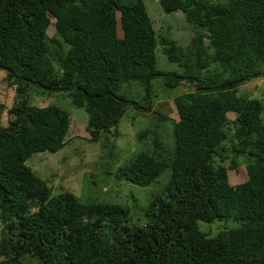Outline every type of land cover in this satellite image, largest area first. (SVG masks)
<instances>
[{"label": "trees", "instance_id": "1", "mask_svg": "<svg viewBox=\"0 0 264 264\" xmlns=\"http://www.w3.org/2000/svg\"><path fill=\"white\" fill-rule=\"evenodd\" d=\"M157 4L182 13L192 32L185 47L155 30L144 0H0L9 88L0 99V264H29L26 255L35 264H264V109L238 93L243 79L264 76V0ZM158 48L178 69L156 67ZM156 77L168 89L190 88L171 96L176 119L156 116L169 122L170 142L159 127L138 131L140 151L113 173L146 186L168 171L142 222L121 204L51 194V181L25 164L61 149L70 123L56 104L32 103V87L63 92L81 108L85 138L106 153L114 148L106 133L125 110L141 111L117 93L120 85L137 82L150 111ZM214 220L225 222L214 234L199 226Z\"/></svg>", "mask_w": 264, "mask_h": 264}, {"label": "rangeland", "instance_id": "2", "mask_svg": "<svg viewBox=\"0 0 264 264\" xmlns=\"http://www.w3.org/2000/svg\"><path fill=\"white\" fill-rule=\"evenodd\" d=\"M144 3L154 22L155 30L170 36L179 46L185 47L190 41L192 32L182 13L178 11L168 14L161 12L157 0H144ZM116 20L117 33L121 35L118 13H116ZM166 25L171 27L168 32H165L164 26ZM46 33L49 36L53 33L52 25L48 26ZM156 67L164 70L178 69L174 63L165 59L160 48L156 51ZM259 68L264 70V64L260 65ZM3 76L4 70L0 69V99L5 96L4 90H9L3 80ZM241 82L238 86V93L258 99L264 109V76L255 75L248 80L243 79ZM150 83H152V88L154 89L150 100L152 102V110L150 111L142 110L141 105L144 103L141 99L143 89L137 82L127 81L120 85L117 93L125 99L137 102V106L141 108H139L141 111L131 106L125 110L116 128L106 133L108 140L114 142L112 151L106 153L107 148L102 150L99 147V143L85 138V136H88L85 129H83L86 114L81 108L71 106L63 92H49L47 94L49 97H47L36 94L38 89L32 87V103L39 106L49 103L56 104L69 113L70 123L65 137L67 140L66 144L61 149L56 152L42 151L33 153L25 160V164L36 176L51 181V194H56L66 189L81 201H102L121 204L127 206L132 215L139 219V222H142V210L147 203L148 197L166 181L168 171L162 172L154 182L146 186H139L123 179L117 180L114 178L113 173L117 166L128 163L140 151L142 144L135 138L138 131L146 127H159L160 130L157 133L161 136L163 144L170 142L171 129L169 122L160 123L156 121V116L163 114L176 119L177 114L171 96L190 88V85L186 82H180L179 85L168 89L161 85V80L157 77L152 78ZM227 115L233 117L231 112H228ZM261 116H264V112ZM1 118L2 123H5V114ZM102 151L104 154H102ZM224 223V221L214 220L210 223L199 222V226H201L200 228L203 231L214 234L217 229L223 227ZM31 257L22 256L21 260L29 264L37 263L38 259Z\"/></svg>", "mask_w": 264, "mask_h": 264}, {"label": "water", "instance_id": "3", "mask_svg": "<svg viewBox=\"0 0 264 264\" xmlns=\"http://www.w3.org/2000/svg\"><path fill=\"white\" fill-rule=\"evenodd\" d=\"M142 109L148 110L149 109V102H148L147 106L145 108H142Z\"/></svg>", "mask_w": 264, "mask_h": 264}, {"label": "clouds", "instance_id": "4", "mask_svg": "<svg viewBox=\"0 0 264 264\" xmlns=\"http://www.w3.org/2000/svg\"><path fill=\"white\" fill-rule=\"evenodd\" d=\"M119 29L121 30V28L119 27ZM122 32V31H121ZM47 97H49V96H47ZM143 110V109H142Z\"/></svg>", "mask_w": 264, "mask_h": 264}]
</instances>
